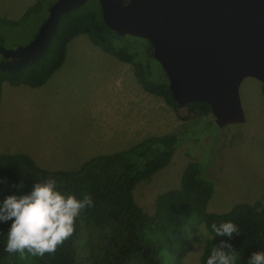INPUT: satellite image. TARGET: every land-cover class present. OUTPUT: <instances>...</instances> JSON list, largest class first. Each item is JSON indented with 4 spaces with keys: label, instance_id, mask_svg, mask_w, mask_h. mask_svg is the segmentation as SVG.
Instances as JSON below:
<instances>
[{
    "label": "rangeland",
    "instance_id": "rangeland-1",
    "mask_svg": "<svg viewBox=\"0 0 264 264\" xmlns=\"http://www.w3.org/2000/svg\"><path fill=\"white\" fill-rule=\"evenodd\" d=\"M52 1L43 0L38 12L25 17L23 14L14 23L0 16V44L9 49L27 44L39 22L47 17ZM16 3L0 2V12L11 11ZM117 45L135 53L145 74L151 72L154 79L161 80L163 71L148 55L150 45L146 39L125 35ZM54 75L56 81L48 85ZM239 95L245 114L243 123L218 127L212 115L180 119L161 96L140 86L131 63L80 34L68 43L64 62L43 85L2 83L0 154L28 152L42 167L71 170L92 157L89 154L96 147L107 154L152 135L175 133L179 143L169 163L133 189L135 201L145 212H154L160 193L180 186L181 174L190 161L200 162L203 175L214 183L206 211L227 212L239 202L264 205L262 84L245 78ZM194 235L198 239L194 241L190 235L192 248L181 264H200L210 234L199 223ZM162 255L167 264L168 244Z\"/></svg>",
    "mask_w": 264,
    "mask_h": 264
},
{
    "label": "trees",
    "instance_id": "trees-1",
    "mask_svg": "<svg viewBox=\"0 0 264 264\" xmlns=\"http://www.w3.org/2000/svg\"><path fill=\"white\" fill-rule=\"evenodd\" d=\"M42 2L37 0L31 5L24 17L38 12ZM80 34L87 35L95 45L131 63L141 86L161 96L180 119L211 115L210 106L205 102L178 104L173 99L168 78L156 59L164 74L161 80L154 79L148 69V74L143 72L142 61L135 53L118 47L117 43L125 35H118L105 25L98 0H88L63 14L49 48L36 62L16 74L0 70V103L4 81L13 86L43 85L64 62L68 43ZM2 41L0 35V43ZM148 43V55L155 58L152 45ZM262 94L264 97V85ZM178 143L175 133L152 135L127 149L94 155L79 168L71 170L42 167L26 153L0 154V181H4L0 182V203L8 195L28 194L36 183L52 178L56 179L57 190L62 193L76 195L78 199L88 194L93 200V206L83 209L77 217L73 235L55 253L43 257L6 252L11 221L0 222V264H166L162 255L165 244H168L170 254L167 264H181L192 248L190 235L194 241L198 239L194 230L199 223H203L210 234L200 254V264H206L211 249L220 240L232 244L235 264H247L253 252L264 251V205L239 202L227 212L206 211L214 183L203 175L200 162L186 164L180 186L160 193L152 214L145 212L135 201V185L166 166ZM226 221L234 222L240 229V235L234 233L230 241L227 237H216L212 230L213 223L219 225ZM172 251L175 254H171Z\"/></svg>",
    "mask_w": 264,
    "mask_h": 264
},
{
    "label": "water",
    "instance_id": "water-1",
    "mask_svg": "<svg viewBox=\"0 0 264 264\" xmlns=\"http://www.w3.org/2000/svg\"><path fill=\"white\" fill-rule=\"evenodd\" d=\"M88 0H55L35 36L0 44V70L18 73L49 48L63 14ZM106 26L147 39L178 104L205 102L218 127L243 123L239 86L264 85V0H98Z\"/></svg>",
    "mask_w": 264,
    "mask_h": 264
},
{
    "label": "clouds",
    "instance_id": "clouds-1",
    "mask_svg": "<svg viewBox=\"0 0 264 264\" xmlns=\"http://www.w3.org/2000/svg\"><path fill=\"white\" fill-rule=\"evenodd\" d=\"M90 206H93L90 195L78 199L76 195L64 194L57 190L55 178L36 183L28 194L8 195L0 203V222L11 221L4 250L34 257L55 253L73 235L81 211ZM212 230L216 237H227L229 241L234 233L240 235V229L232 221L213 223ZM231 249V243L220 240L211 249L206 264H235L236 256ZM247 264H264V251L253 252Z\"/></svg>",
    "mask_w": 264,
    "mask_h": 264
},
{
    "label": "crops",
    "instance_id": "crops-1",
    "mask_svg": "<svg viewBox=\"0 0 264 264\" xmlns=\"http://www.w3.org/2000/svg\"><path fill=\"white\" fill-rule=\"evenodd\" d=\"M5 1H12V0H0V2H5ZM17 1V3L11 7V11L7 12V11H2L0 12V16L1 18H5L7 20H9L10 22H14L16 20H19L21 18V16L25 13V11L31 6L33 5L37 0H14ZM2 7H0L1 10ZM55 77V75L48 81V85L49 84H53L56 80L53 79ZM52 80V81H51ZM138 81V80H137ZM140 84V83H139ZM141 86V84H140ZM141 88V87H140ZM129 135L131 134V129ZM105 151V150H103ZM105 152H101L99 151V148L96 147V149L94 150V152L92 151L91 154L89 155H98V154H104ZM28 155H31L27 152ZM36 160V159H35ZM37 162V160H36ZM46 168V166H43Z\"/></svg>",
    "mask_w": 264,
    "mask_h": 264
},
{
    "label": "flooded vegetation",
    "instance_id": "flooded-vegetation-1",
    "mask_svg": "<svg viewBox=\"0 0 264 264\" xmlns=\"http://www.w3.org/2000/svg\"><path fill=\"white\" fill-rule=\"evenodd\" d=\"M1 59H2V57H1Z\"/></svg>",
    "mask_w": 264,
    "mask_h": 264
}]
</instances>
